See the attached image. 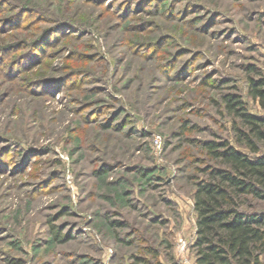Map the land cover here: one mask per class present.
<instances>
[{"label":"rangeland","instance_id":"374dc122","mask_svg":"<svg viewBox=\"0 0 264 264\" xmlns=\"http://www.w3.org/2000/svg\"><path fill=\"white\" fill-rule=\"evenodd\" d=\"M263 61L264 0H0V264H193L200 142Z\"/></svg>","mask_w":264,"mask_h":264},{"label":"trees","instance_id":"16d2710c","mask_svg":"<svg viewBox=\"0 0 264 264\" xmlns=\"http://www.w3.org/2000/svg\"><path fill=\"white\" fill-rule=\"evenodd\" d=\"M246 70V96L258 111L236 94L223 95L233 142L220 136L200 142L205 158L193 180V264H264V210L257 206L264 202V61ZM54 238L68 237L57 230Z\"/></svg>","mask_w":264,"mask_h":264},{"label":"built area","instance_id":"2783aa9c","mask_svg":"<svg viewBox=\"0 0 264 264\" xmlns=\"http://www.w3.org/2000/svg\"><path fill=\"white\" fill-rule=\"evenodd\" d=\"M180 242H181V248H184L186 246L185 243L182 240H180ZM186 264H192V263L191 262H186Z\"/></svg>","mask_w":264,"mask_h":264}]
</instances>
